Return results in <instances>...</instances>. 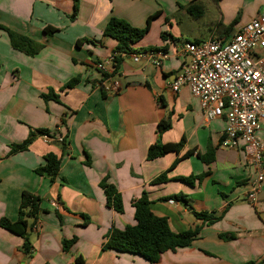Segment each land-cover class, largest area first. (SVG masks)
Returning a JSON list of instances; mask_svg holds the SVG:
<instances>
[{"label":"crops","instance_id":"crops-1","mask_svg":"<svg viewBox=\"0 0 264 264\" xmlns=\"http://www.w3.org/2000/svg\"><path fill=\"white\" fill-rule=\"evenodd\" d=\"M74 3L0 0V24L41 45L28 56L0 30V219L16 220L23 191L38 196L43 210L30 230L28 253L22 238L0 228V264H148L139 255L101 251L111 228L135 224L132 204L143 191L172 232L199 229L191 245L160 254L157 264H264V159L263 181L250 203L256 171L241 142L224 146V119L207 121L187 87L170 89L186 61L184 43L229 39L259 14L264 0H76L70 18ZM191 3L202 9L197 18L199 11H187ZM110 18L135 28L150 19L116 70L108 62L116 42L102 35ZM46 27L56 31L47 34ZM146 49L163 50L167 58L159 67L132 60ZM72 79L78 82L66 87ZM48 93L57 99L45 101L41 95ZM162 120L170 128L160 142L184 139V145L147 161ZM39 130L47 131V140ZM31 134L26 150L10 153ZM257 136L264 148V126ZM48 153L60 160L53 182L35 172ZM163 172L167 182L150 183ZM199 175L192 185L176 180ZM103 178L119 193L122 213L106 205ZM179 194L183 199L172 198ZM194 213L217 220L206 224ZM71 239L64 251L62 240Z\"/></svg>","mask_w":264,"mask_h":264},{"label":"built area","instance_id":"built-area-1","mask_svg":"<svg viewBox=\"0 0 264 264\" xmlns=\"http://www.w3.org/2000/svg\"><path fill=\"white\" fill-rule=\"evenodd\" d=\"M264 3L259 14L226 40L210 38L182 46V63L170 89L187 87L199 101L207 121H225L222 144L234 147L237 141L248 164L256 171L250 183L248 202L255 201L263 181L264 148L257 132L264 126ZM131 58L159 67L167 58L163 50L146 49ZM113 56L108 59L112 62ZM103 70L104 64L97 63ZM45 140L48 136L43 135ZM173 204V200H168Z\"/></svg>","mask_w":264,"mask_h":264},{"label":"trees","instance_id":"trees-1","mask_svg":"<svg viewBox=\"0 0 264 264\" xmlns=\"http://www.w3.org/2000/svg\"><path fill=\"white\" fill-rule=\"evenodd\" d=\"M218 2L219 0H213ZM73 12L70 18H74L76 13V0L73 5ZM187 11L192 13L193 9L199 11L195 15L197 18L201 15L202 9L194 4H190L187 7ZM149 20L144 28H135L130 26L127 22L110 18L106 23L102 35L103 37L110 38L116 42V46L113 49V68L116 70L123 60V56L132 52L131 46L139 42L148 30ZM231 26L224 29L225 32L229 31ZM0 30L5 31L8 34L10 46L19 52H22L28 56H34L40 50L41 45L33 41L32 39L19 35L5 26L0 24ZM47 34H53L56 30L51 27H46L43 30ZM162 38L163 34H162ZM77 41V45H79ZM1 67V65H0ZM78 82L77 79H72L66 87H71ZM42 98L45 101L50 99L56 100L57 97L53 93L42 94ZM170 128L168 121L162 120L157 125V140L150 145L147 149L146 160L151 161L156 158L164 156L166 153L175 152L178 153L183 145L184 139H181L176 144H163L160 142V135L162 132L167 131ZM39 133L47 136L46 130H39ZM33 140V134H31L21 144H15L10 146V153L26 150L28 145ZM191 152H187L180 158H185L191 155ZM180 158L176 159L170 169L179 162ZM204 159V158H202ZM44 163L38 167L35 172L40 176H46L53 182L55 176L58 174L60 167V160L52 153H48L43 158ZM201 179V175L193 177H180L179 180L188 185H192L194 180ZM166 172L161 173L154 178L151 184H160L167 182ZM99 187L104 191L106 198V205L114 209L118 213L123 212L122 200L116 189L106 183V178H103ZM174 199H183V195L179 194L173 196ZM41 199L31 193L23 191L20 197V203L18 206L17 218L15 221H9L5 218L0 219V228L5 229L23 240L22 250L28 253L31 248L30 243V230L37 221L39 215L43 210L40 207ZM132 207L134 209L133 218L134 225H127L123 230L111 228L105 236V242L101 246V251L113 250L118 253H129L139 255L148 261V264H157L160 254L166 251H175L177 248H184L191 245L198 237V228L187 230L180 233H174L170 230L168 222L164 217L155 216L150 209V202L148 200L146 192H142L140 197L133 201ZM195 217L201 219L206 224H212L216 218H213L206 213H194ZM224 239H230L226 235H221ZM75 239L62 240V248L67 251L69 247L74 243ZM81 264V261H77ZM245 264H255L248 262ZM261 264V263H257ZM263 264V263H262Z\"/></svg>","mask_w":264,"mask_h":264}]
</instances>
